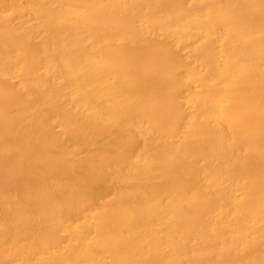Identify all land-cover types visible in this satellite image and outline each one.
I'll return each mask as SVG.
<instances>
[{
    "label": "bare ground",
    "instance_id": "bare-ground-1",
    "mask_svg": "<svg viewBox=\"0 0 264 264\" xmlns=\"http://www.w3.org/2000/svg\"><path fill=\"white\" fill-rule=\"evenodd\" d=\"M0 264H264V0H0Z\"/></svg>",
    "mask_w": 264,
    "mask_h": 264
}]
</instances>
